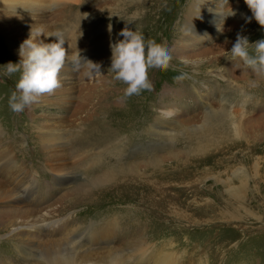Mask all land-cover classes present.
<instances>
[{"label": "rangeland", "instance_id": "obj_1", "mask_svg": "<svg viewBox=\"0 0 264 264\" xmlns=\"http://www.w3.org/2000/svg\"><path fill=\"white\" fill-rule=\"evenodd\" d=\"M152 2L88 0L60 16L52 3L47 5L44 19L50 32L64 33L67 52L89 49L92 52L88 61L94 63L103 60L104 51L112 52L110 44L123 39L119 33L126 21L139 13L136 22L128 27L133 31L137 28L146 40L162 43L172 53L171 66L166 71L149 70L153 90L136 95L141 107H149L159 117L164 110L172 112L165 115L168 124L160 125L156 134L143 125L137 126L135 134L139 141L126 149L127 154H139L130 160L135 169L114 183L105 181L106 170L101 164L97 169L89 162L107 148H95L92 153L83 154L75 148L80 147L76 144L78 133L74 136L69 132L72 129L69 121L84 96L82 89L89 79H94L90 76L84 80L85 86L84 81H79L88 63H82L81 59L73 80L67 78L68 74L60 73L61 83H75L71 92L60 95L58 89L67 87L64 84L54 93L41 96L38 103L22 113H14L8 100L20 74L4 75V65L19 63L21 57L0 29V124L4 131L0 141L13 148L26 168L12 186L30 184L34 173L39 172L40 179L29 200L28 191L21 194L20 189L24 204L16 206L0 200V264H48L39 259L40 253H49L58 245L64 249L92 222L106 233L87 258L94 264H110L115 253L125 259L124 264H162L169 260L170 264H264V76H257L240 62H231L227 53L238 34L255 43L264 39V29L254 19L251 23L247 21L252 13L244 0H211L212 7L222 15L216 32L207 34L206 43L181 42L183 15L200 1ZM231 11L236 15L228 16ZM87 20L96 21L98 31L82 28L83 33L78 32ZM218 27L223 31H218ZM14 35L22 40L27 37L17 31ZM194 45L196 51H191ZM214 48L220 53H212ZM192 61L198 63L200 72H208L205 80L196 74L197 69H186V63ZM205 62L207 66H203ZM109 75L101 69L96 72V78L107 82V94L106 102L99 105L98 99L95 108L115 115L117 111L130 109L131 97L124 95L126 85H118ZM209 75L215 79L208 81ZM96 90L99 96L104 95L99 86ZM61 97L73 98L65 111L46 102ZM221 98L229 102L227 110L242 125L239 138H232L229 133H212L207 140L199 142H203L200 147L196 143L190 147L177 140L176 135L184 125L201 126L207 112L221 109ZM39 104L45 106L39 108ZM38 129H58L71 135L63 149L67 151L66 168L72 180L58 182L41 168L45 150ZM125 134L124 139L127 136L131 139L134 132ZM150 157H155L154 165L150 164ZM241 171L245 176L234 175ZM7 172L0 171V193L13 180ZM46 212L50 215L45 217V223H59L34 232L25 229L28 220ZM16 245L25 249L19 251Z\"/></svg>", "mask_w": 264, "mask_h": 264}, {"label": "bare ground", "instance_id": "obj_2", "mask_svg": "<svg viewBox=\"0 0 264 264\" xmlns=\"http://www.w3.org/2000/svg\"><path fill=\"white\" fill-rule=\"evenodd\" d=\"M87 1L88 0H0V29L3 30L4 33L6 34L7 41L9 42L11 48L15 50L18 49L17 51H14L18 55L20 45L30 37V33L32 30L34 35L38 32H44L48 34L52 33L50 32L49 27L46 25V21L44 22V19L46 18L45 15L47 14V8H48L47 5H51L52 3H55L57 13H59L60 16L66 11H70L71 9L75 8L78 4L80 5L81 3ZM155 1L157 0H153L152 3L155 4ZM198 1H200L199 4H193L189 8V10L183 15L182 26L180 28L182 29L181 30L182 33L180 34L182 36L181 42H187L193 40V41H199V43H206L209 40L207 39L208 37L207 34L216 32L215 29L217 25L222 21L220 18V16L222 15L220 14L219 10H215V8L212 7L213 5H211V0H198ZM80 7L81 6H79V8ZM43 23H45L46 26ZM97 24L98 23L96 21L93 22L87 20V22L85 21L83 25L82 24L80 25L78 32H80L82 28L96 29L98 27ZM15 31L21 34H26L27 37L24 40H22V38H20L19 36L14 35ZM82 33L83 32L81 31V34ZM38 39L43 41L44 43L58 42V39L55 36L50 37L47 35H41ZM196 46L197 45L192 46L191 51H196L195 49ZM69 48L70 47H68V49ZM211 51L212 53H220L218 48H214ZM91 52L92 51L89 49H87L86 51L79 50L77 51V53H74V51L70 53L68 51L67 55L69 56V61L66 60V64L60 73L68 74L67 78L69 80L70 79L73 80L75 78L73 74L79 68L78 69L74 68L71 61L73 59L81 60V58L88 61ZM111 53L108 49V51H104L101 54L103 55V60L95 61L94 64L88 63L87 66L85 65L86 67H84V71L79 81L82 82L87 78H90V76H93L94 79H89L90 82L86 86H85L86 84L85 81L83 82V85L85 86L84 88L90 87V89H84V88L82 89L84 90V92L82 93L84 96L81 98L80 105L77 107L71 120L69 121V123L71 124L70 127L72 128L69 130V132L71 131V133H74V136L76 135V133H78L77 137L79 138L78 140H76L77 143L76 142L74 143L78 144L80 147L78 148V146H76L75 148L79 152H82L83 154L85 153L87 154L89 151L90 153H92V151L95 148H102V147L107 148L106 151H104L103 153H100L95 157H92V159H90L89 162H92V164L96 166L97 169L100 167V166L97 167V165L101 164V168L106 170V175H104L105 181H112L114 183L119 178H121L124 175H127L128 173L130 174V171H133L135 169V167H133L132 165L133 163H131L130 160L132 159L134 160V158L139 157V154L138 153L136 155L127 154L126 149L130 147V144L133 145L136 143L137 145L139 141V139L137 138L138 137L137 134H135L137 133V131H135L137 126L143 125L145 128H147V130H149V132L156 134V131L159 129L160 125L168 124L167 122L168 117H166L165 115L171 114L172 112L164 110L162 111L163 118L159 117L157 113L152 111L149 107L148 109L143 106L141 107V102L138 101L139 98H136V95L131 96L130 109L124 111H117L115 115L103 111L100 107L98 109L95 108L98 103L97 102L98 99H99V105L104 104L106 102V94H107L106 93L107 89L105 88V84L107 82L105 83V80H103L101 77L96 78L97 70L101 69L107 74L109 73L110 74L109 76H112L114 79V73L109 71L110 68L109 66L111 65H108L111 62V56H112ZM207 63L208 62H205V64L203 63V66H207L206 65ZM186 65L188 67L186 69H190L189 67H193L195 68V70L197 69V72L198 71L199 72L198 73L196 72V74L200 75L199 77L205 80L208 72L205 71L200 72V70H198L200 68L198 67V63L192 61L191 63L190 62L186 63ZM214 79L215 78L212 77V75H209L208 81H213ZM91 80H93V83H91ZM115 82L120 86L124 85L119 81L115 80ZM2 83L5 84V82L3 81ZM64 84L67 87L63 89L60 87L61 89H58L60 91L59 92L60 95H63L64 93L66 94V92H71L75 88V83H61V86H64ZM67 84L70 85L68 86ZM97 86H99L102 89L101 91L102 93H104V95L101 94L99 96V93L97 92L98 90H96ZM85 90L88 91L86 92ZM72 100L73 98L61 97L56 100L53 99L46 100V102H48V105L50 104L58 105L61 107L60 110L65 111L67 109V105H69ZM221 101H222V105H220L221 109H217V111L213 109L207 112L201 126H196L193 124L190 125L189 123H187V125H184L181 129H179L180 134L176 135L177 137H179L177 140L180 139L190 147L192 143H196L197 144L196 146L200 147L201 146L200 144H202L203 142L201 143L199 142L208 138V135L212 133H219V134L229 133L232 136V138H239L242 134L241 132L242 125L241 123L236 122L234 117H231V114L227 110L228 108L226 107V104L229 102H226V100L223 98H221ZM44 102L45 101H43V103ZM35 106H37V104ZM43 106L45 105L39 104L38 107L42 108ZM75 123L78 124L75 125ZM3 132L4 131L0 124V136H2ZM126 132H130L132 134L134 132L133 138L129 139L130 137L128 138L127 136V138L124 139V137H126L125 136ZM38 133L45 150V152L42 153L41 155L42 156L41 168L47 174L52 176L54 180L58 182H65L72 180L73 178L69 170H67L68 168H66V164H67L66 162L69 160L66 154L67 151L66 150L64 151L63 149V146L65 145L64 143H67L68 141L66 140V138H68L71 135L69 134L67 135V131L65 133H62L58 129H46V130L40 129ZM172 136H173L172 139H176L175 135ZM76 149L75 151H77ZM108 158L112 162L106 161ZM150 158H151L150 164L156 161L155 157L154 158L150 157ZM0 169H2L0 171H4V170L8 171L7 175L10 176L9 178L13 179L10 185L8 186V188L4 186L3 189L1 190L0 193L1 201L12 203L13 205L16 206H20L21 204L25 203V199H23L21 195L23 190L26 191V193L28 191V200L32 197L34 191L36 190L37 186L40 183V179L37 178L38 177L37 174L39 172L37 174L36 173H34L33 175L31 174L34 181H32L30 184L25 183L20 186L18 185L17 187L12 186L13 184L16 183L17 180L20 179V175L24 173L26 168L24 167V164L20 162L19 159L14 154L13 148L8 146L7 144L3 145L1 141H0ZM91 170L93 169L91 168ZM234 175L235 176L239 175L240 177L245 176L242 171L238 173L235 172ZM96 180H98V178ZM132 186L135 187V185ZM20 189H21V194H20ZM99 189H101V187ZM231 190H233V188H231ZM48 215H50L49 212H46L40 217H34V218L32 217L31 218L32 220L27 221L29 225L25 229L28 228V230L34 232L37 230H41L43 228H47L48 226H52V225L54 226L57 223H59L57 221L54 222V224L45 223L46 221L45 217ZM41 223H45V224L42 225ZM105 234L106 233L99 230L96 224L92 222L89 225V227L86 228L85 231H83L82 234L74 238V240L70 241L64 249L62 247L61 249L58 248L59 245L55 246L51 249V252L49 253H40L39 259L45 260L48 264H58V263L94 264L90 262V260H88L87 258L91 256L93 250V249L91 250V248L95 246L96 242H99V240L102 239ZM19 245L15 246L17 250L21 251L22 249H25L23 246H19ZM28 248L31 250L30 247ZM124 260L122 259V257H119V255L115 253L111 255L110 264H112V262L114 261H117L118 264H124ZM173 263L171 262V264ZM162 264H170V260L168 261V263L163 262Z\"/></svg>", "mask_w": 264, "mask_h": 264}, {"label": "clouds", "instance_id": "obj_3", "mask_svg": "<svg viewBox=\"0 0 264 264\" xmlns=\"http://www.w3.org/2000/svg\"><path fill=\"white\" fill-rule=\"evenodd\" d=\"M244 3L252 13L251 17L246 18L247 21L251 23L254 19L261 29H264V0H244ZM234 15L236 13L231 11L228 16ZM138 18L139 13H134L119 33L123 39L110 44L112 56L109 71L114 73L116 81L126 85L124 89L126 97L140 95L143 91H152L149 70L155 68L166 71L173 59L171 51L164 44L153 39L146 40L144 34L137 28L133 31L128 27V24L135 23ZM108 30L112 31L111 24ZM218 31L223 30L218 27ZM41 35L55 36L58 42L44 43L38 39ZM65 41L62 32L51 34L38 32L34 35L32 30L30 37L20 45V62H8L4 65V75L11 77L15 73L20 74L15 90L8 100L12 112L22 113L26 108L38 103L41 96L52 94L61 87L60 72L66 60L69 61L64 47ZM227 53L231 62H240L257 76H264V39L250 43L247 36L238 34L236 42ZM82 61L94 64L84 59ZM71 62L74 68L78 69L81 66V60L73 59Z\"/></svg>", "mask_w": 264, "mask_h": 264}]
</instances>
